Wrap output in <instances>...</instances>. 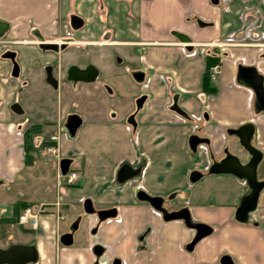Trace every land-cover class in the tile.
Listing matches in <instances>:
<instances>
[{
	"label": "crops",
	"instance_id": "1",
	"mask_svg": "<svg viewBox=\"0 0 264 264\" xmlns=\"http://www.w3.org/2000/svg\"><path fill=\"white\" fill-rule=\"evenodd\" d=\"M0 19L10 24L2 42L17 54L21 71L11 75L0 49V185L28 181L22 171L37 163L33 159L56 166L54 200L0 206V220L19 223L24 207L43 205L38 227L23 225L36 232L27 242L38 249L33 264L63 258L71 264L97 258L100 264H264V189L249 220L241 222L235 213L249 192L247 180L209 171L226 148L247 158L230 132L246 123H253L252 142L264 153V111L257 110L253 89L237 81L241 64L264 76V0H0ZM38 34L70 40L62 50L44 51L34 43ZM208 55L218 57L210 92L204 88ZM58 59L59 66L93 64L97 76L61 79L53 89L43 69ZM16 99L20 111L13 109ZM71 115L80 118L74 134L67 127ZM32 123L41 126L32 130L27 161L24 140ZM52 135L58 136L59 160L51 161L44 148ZM193 135L206 141L193 149ZM66 158L78 175L73 183L61 171ZM123 165L137 173L120 181ZM195 170L202 176L192 181ZM258 175L264 179V157ZM140 190L163 197L170 211L188 208L192 221L210 225L211 233L189 249L195 230L182 219L165 220L138 198ZM78 218L86 244H74L73 233V243L65 245L61 223ZM96 246L104 249L99 255ZM65 248L72 258L60 259L58 249Z\"/></svg>",
	"mask_w": 264,
	"mask_h": 264
},
{
	"label": "water",
	"instance_id": "2",
	"mask_svg": "<svg viewBox=\"0 0 264 264\" xmlns=\"http://www.w3.org/2000/svg\"><path fill=\"white\" fill-rule=\"evenodd\" d=\"M10 24L8 21L0 19V38L7 33ZM176 35L183 42H190L191 38L185 33L176 32ZM46 47L51 49H58L59 45L57 43L46 44ZM62 47V46H61ZM191 49V46H188ZM18 71V66L15 63L14 74L16 75ZM97 68L93 64L87 65L85 68H80L77 65H71L68 68V79L72 81H92L97 76ZM134 77L137 81H142L143 73L137 71L134 73ZM48 81L51 83L56 82V79L52 76L50 69H48ZM237 81L247 87L253 89L256 97V107L258 111H264V76L259 73L258 69L253 65H240L237 73ZM18 104L13 106L15 111H20ZM172 109L182 115L186 113L174 103ZM80 124V118L77 115H71L68 119L67 127L71 134H74L76 128ZM255 131L253 123H246L237 129H231L230 132L237 135L239 138V143L246 152L248 159L244 161L242 157L233 154L231 152L226 153L219 161L213 162L209 171L211 173H232L240 178L246 179L249 186V192L243 196L239 206L237 207L235 218L241 222H247L249 220L250 214L256 209L259 196L261 191L264 189V179H259L258 177V167L263 160L264 153L261 149L256 147L252 143V137ZM204 139L197 135H193L190 138V144L193 149L197 145L203 142ZM71 160L63 159L61 161V171L63 174H67L69 171ZM137 171L130 165H123L118 173V179L124 181L128 178L133 177ZM202 176V173L195 170L191 173V180L196 181ZM140 200L150 203L157 211H159L165 220H176L182 219L185 223L195 230V235L192 241L188 244L189 249H193L195 244L202 238L211 233L212 227L206 223L193 222L189 209L184 207L178 210H168L164 206V199L160 196L149 195L146 191L140 190L137 193ZM85 210L88 213L94 211L92 202L90 199L85 201ZM100 218L107 216L104 211H99ZM78 222L72 227V230L77 228ZM62 242L65 245H70L73 243V238L71 233L64 234L62 236ZM39 253L35 244L28 243H12L7 247H0V264H33L38 261ZM93 264H98V261ZM118 264V263H114Z\"/></svg>",
	"mask_w": 264,
	"mask_h": 264
},
{
	"label": "rangeland",
	"instance_id": "3",
	"mask_svg": "<svg viewBox=\"0 0 264 264\" xmlns=\"http://www.w3.org/2000/svg\"><path fill=\"white\" fill-rule=\"evenodd\" d=\"M6 47H9L7 43L2 44L0 42V49H6ZM78 60H81V58ZM60 62L61 59H58L56 63ZM63 66H65V64ZM33 150L38 151L39 148L34 144ZM33 161H36L37 163H35V165L29 163L28 167L23 169L22 171V174L27 176L28 181L16 180L7 184L4 183L0 185V206H7V209H11V205L14 204L18 199L20 200L19 204H22V202H40L42 199H45L44 197H47L50 200H54L57 182L56 166L53 164V167L51 163L45 162L46 159H33ZM29 167H31V169H29ZM48 187H50V189H46ZM67 227L68 225L64 221H62L61 229L65 231ZM53 228L54 227L51 226V229ZM51 229L48 230V232H50ZM75 233L76 236L74 244H76L78 240V243L85 245V227L82 226V224L80 225L79 223V227L77 231H75ZM35 234V230L17 223L13 218L0 220V247H7L12 243H27L28 241L33 239L32 237H34ZM59 246L62 247L64 245L59 243ZM58 251L60 259L61 256H69L70 258H72L73 253H70L66 248L63 250L58 249ZM62 260H58L57 264H71L69 262H64V258ZM40 264L50 263H42L41 261Z\"/></svg>",
	"mask_w": 264,
	"mask_h": 264
},
{
	"label": "flooded vegetation",
	"instance_id": "4",
	"mask_svg": "<svg viewBox=\"0 0 264 264\" xmlns=\"http://www.w3.org/2000/svg\"><path fill=\"white\" fill-rule=\"evenodd\" d=\"M5 35H6V33L0 38V42L2 43V44H4V43H7V42H2V40L5 38ZM35 37H36V39H35V41H34V43L35 44H37V46L41 49V50H44V51H59V50H62V49H64L65 47H66V45L68 44V42H69V38L68 37H66V38H64V39H62V40H59V41H49V40H46V39H44L43 37H41L39 34L38 35H35ZM25 43H27L26 41H25ZM50 43H57L58 45H59V48L58 49H51V48H48V47H46V44H50ZM62 46V47H61ZM1 56H2V58H4L5 60H7L10 64H12V66H13V68H12V71H11V75H13V76H19V75H21V71H20V67H19V62H18V58H17V54H15L13 51H11L9 48H6V49H4V50H2L1 51ZM15 63L17 64V66H18V71H17V74L15 75L13 72H14V66H15ZM71 65H74V64H71ZM71 65H68V66H59V64L58 63H56V62H53V63H47L45 66H44V69H43V73H44V80L47 82V84H49L53 89H57V88H59L60 87V82H61V79H65V80H69L68 79V73H67V71H68V68H69V66H71ZM48 69H50V72H51V74H52V76L56 79V82H55V84L54 83H51V82H49L48 81ZM72 81V80H71ZM17 102H19V101H17V99L16 100H14L13 101V103L12 104H18ZM14 105H12V106H14ZM19 105V104H18ZM17 108H19L20 110H21V107H20V105H19V107H17ZM39 126H41V124H38V123H32V124H29L28 125V127L29 128H27L26 129V131H32V130H34V128H36V127H39ZM204 141H206V140H204ZM253 143V142H252ZM229 152V149L228 148H226L225 149V154H224V157H225V155H226V153H228ZM246 153V152H245ZM246 156H247V154H246ZM248 159V156H247V158L244 160V161H246ZM219 160H221V159H213V162H215V161H219ZM258 170H259V167H258ZM258 177H259V175H258ZM260 179V178H259ZM75 221H77L78 222V225H77V228L75 229V230H72V227H73V225L75 224ZM75 221H73L72 223H70V225H68V228H67V230L66 231H64V233L62 234V236L64 235V234H67V233H71V235H73V233H75V231H77V229H78V226H79V222H80V219L78 218V219H76ZM94 231H95V229H94ZM63 237H61V239H62ZM141 239H144V236H142V238ZM143 247L145 246V244H143L142 245ZM103 249V248H102ZM102 249H101V247H97L96 246V248H95V252L99 255L100 253H101V251H102ZM103 251H104V249H103ZM100 252V253H99ZM99 259L97 258L96 260H95V262L96 261H98ZM117 261V260H116ZM116 261H115V263H116ZM98 264H100V261H98Z\"/></svg>",
	"mask_w": 264,
	"mask_h": 264
},
{
	"label": "built area",
	"instance_id": "5",
	"mask_svg": "<svg viewBox=\"0 0 264 264\" xmlns=\"http://www.w3.org/2000/svg\"><path fill=\"white\" fill-rule=\"evenodd\" d=\"M218 65L212 67V75L217 72ZM51 143L46 145L44 150L48 156L49 160H54L55 158L59 160V151L57 146L58 136L52 135L51 136ZM65 180L68 183H73L76 178L78 177L76 171H69L67 174L63 175ZM45 211L43 205L39 204H32L24 207L19 215H18V222L22 225L29 226L31 228H36L39 225L40 216Z\"/></svg>",
	"mask_w": 264,
	"mask_h": 264
},
{
	"label": "trees",
	"instance_id": "6",
	"mask_svg": "<svg viewBox=\"0 0 264 264\" xmlns=\"http://www.w3.org/2000/svg\"><path fill=\"white\" fill-rule=\"evenodd\" d=\"M218 62V57L213 56V55H208L207 56V67L206 71L204 74V88L206 91H213V88L210 85V69L211 67ZM32 131H26L25 133V140H24V148H25V153L27 157V161H30V151L32 149Z\"/></svg>",
	"mask_w": 264,
	"mask_h": 264
}]
</instances>
